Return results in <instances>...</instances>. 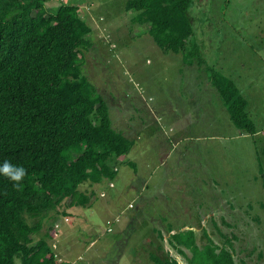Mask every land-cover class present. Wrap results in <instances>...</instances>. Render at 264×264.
<instances>
[{
    "label": "rangeland",
    "instance_id": "1",
    "mask_svg": "<svg viewBox=\"0 0 264 264\" xmlns=\"http://www.w3.org/2000/svg\"><path fill=\"white\" fill-rule=\"evenodd\" d=\"M126 1L44 4L50 12L82 6L92 44L82 75L133 146L112 188L83 184L91 205H62L59 213L70 215L46 223L33 241L51 230L49 246L69 264H153L151 254L186 264L170 234L191 227L203 245L205 228L236 264H264V0H194L190 18L203 61L190 67L158 48ZM215 74L247 100L257 136L239 135L210 82Z\"/></svg>",
    "mask_w": 264,
    "mask_h": 264
},
{
    "label": "trees",
    "instance_id": "2",
    "mask_svg": "<svg viewBox=\"0 0 264 264\" xmlns=\"http://www.w3.org/2000/svg\"><path fill=\"white\" fill-rule=\"evenodd\" d=\"M47 1L0 0V165L8 160L27 170L21 190L0 175V264H16L15 259L19 264H69L58 262L49 246L51 230L39 241L33 237L52 220L53 227L61 214L70 215L59 213L62 205H91L93 194L80 187L110 185L133 146L113 129L103 98L82 75L83 52L92 46L82 6L62 5L50 12ZM126 2L125 11L136 13L138 25H148L158 48L181 55L189 67L201 66L190 18L194 0ZM210 78L235 128L254 136L239 89L225 76ZM203 231V245L191 227L171 233L168 241L186 264H236L232 250ZM149 258L153 264H179L168 255Z\"/></svg>",
    "mask_w": 264,
    "mask_h": 264
},
{
    "label": "clouds",
    "instance_id": "3",
    "mask_svg": "<svg viewBox=\"0 0 264 264\" xmlns=\"http://www.w3.org/2000/svg\"><path fill=\"white\" fill-rule=\"evenodd\" d=\"M27 174V170L22 166L13 165L10 161L5 160L0 165V175L5 176L13 182V187L16 190H21V181Z\"/></svg>",
    "mask_w": 264,
    "mask_h": 264
},
{
    "label": "crops",
    "instance_id": "4",
    "mask_svg": "<svg viewBox=\"0 0 264 264\" xmlns=\"http://www.w3.org/2000/svg\"><path fill=\"white\" fill-rule=\"evenodd\" d=\"M213 87V86H212ZM246 100V99H245ZM246 102H247V100H246ZM247 106H248V102H247ZM238 131V130H237ZM256 134L254 135V136H248L247 134H245V135H243V134H240L239 133V135L242 137V138H249V137H255V136H257L258 134H259V130L258 129H256ZM137 137V136H136ZM175 143H177V146L178 145H180V144H182L181 143V141H175ZM137 150H139V148H138V146H137ZM111 186V188L113 187V184L111 183L110 185H109V187ZM212 217V216H211ZM185 225H187V224H185ZM188 226V225H187ZM56 247V246H55Z\"/></svg>",
    "mask_w": 264,
    "mask_h": 264
}]
</instances>
